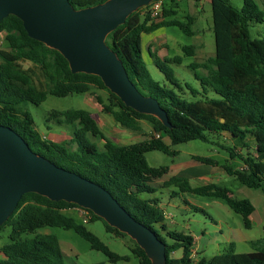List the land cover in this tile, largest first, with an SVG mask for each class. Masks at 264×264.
I'll return each mask as SVG.
<instances>
[{
	"label": "trees",
	"instance_id": "16d2710c",
	"mask_svg": "<svg viewBox=\"0 0 264 264\" xmlns=\"http://www.w3.org/2000/svg\"><path fill=\"white\" fill-rule=\"evenodd\" d=\"M76 10L106 0H68ZM175 2V0H156ZM200 2L201 0H194ZM242 7L235 8L230 0H210L212 31L215 52L202 64L191 63L193 71L198 66L207 71L205 77L195 78L203 90L209 88L218 99H194L181 97L183 89L194 98L196 91L187 84L182 86L167 63L180 65L181 57L164 59L163 65L156 62L165 80L172 88L154 81L143 57L142 36L162 27H178L185 35L192 36V17L183 23L175 19L166 20L174 14L173 9L162 6V20L149 23L145 8L130 14L125 23L117 27L106 38L107 46L121 60L129 80L143 96L156 99L166 112L172 128L168 129L150 115L140 114L126 107L112 94L99 77L70 72L67 61L55 50L29 38L22 22L8 16L0 21V125L11 128L30 149L48 159L56 166L73 172L98 184L123 207L137 222L150 229L165 244L166 264H193L191 252L194 239L190 235L169 230L155 199H143L142 194H153V180L165 175V167H151L145 154L160 151L175 155L164 139L171 145L199 140L216 144L229 154V158L241 161L239 167L221 165L224 172L234 177L239 185L259 190L264 198V39H252L249 26L264 22V5L256 0H241ZM194 47H183L185 56H192ZM149 57L153 55L149 51ZM28 64V67H24ZM178 90L180 93L175 92ZM104 91L106 100L93 93ZM92 93L103 114L112 117L122 128L140 130V122L151 125L150 136L137 143L119 145L106 138L92 113L85 110H53L47 123L72 129L68 142H54L43 138L35 127L27 104L38 106L48 95L66 97L72 94ZM100 138L102 148L88 139ZM215 137V140H213ZM226 137L221 144L215 143ZM232 143L233 147L227 146ZM236 148L241 153H236ZM249 149L251 152H249ZM196 163L218 166L211 158L194 156ZM172 185L180 192L217 199L225 203L234 213L241 215L244 226L250 227L249 217L254 206L249 199H235L229 189L210 183L192 187L185 177H171L164 186ZM80 209L87 213L86 222L101 220L92 212L64 201L53 202L35 193L24 194L9 219L0 230L10 226L9 243L0 248L4 257L2 264H64L59 241L54 235H37L22 239L42 227H59L73 230L89 243L93 250L102 252L111 262L124 259L108 249L83 224L77 223L65 213ZM108 232L117 237H126L132 243L131 252L140 264H151L144 251L127 235L118 232L103 221ZM254 250L236 253L229 244L226 252L215 255L208 261L201 259L195 264H264V239L251 242ZM180 251V257L172 254Z\"/></svg>",
	"mask_w": 264,
	"mask_h": 264
},
{
	"label": "rangeland",
	"instance_id": "374dc122",
	"mask_svg": "<svg viewBox=\"0 0 264 264\" xmlns=\"http://www.w3.org/2000/svg\"><path fill=\"white\" fill-rule=\"evenodd\" d=\"M230 2L237 9L242 7L241 0H230ZM159 5L161 7L164 5L174 11V14L167 17L166 20L175 19L186 23L187 17H192L194 20L191 29L194 35L187 36L178 27L159 28L154 34L163 37L165 47H157L154 42V49L151 50L154 62H152V58H149L145 48L148 38L143 35V57L151 78L166 88H172L155 63L158 62L163 65L164 59L172 60L174 57H181L180 65L167 63V66L172 69L175 78L182 86L187 84L197 92L193 98L190 91L183 89L180 94L181 97L187 101L203 98L218 99L219 97L209 88L203 90L200 82L195 78V74L199 77H205L207 71L200 66L195 71L189 68L191 63L202 64L214 56L215 44L210 4L207 1H202L199 4L194 0H175L172 3L163 1ZM249 34L252 39H264V22L250 24ZM2 40L3 38L0 36V42ZM189 46L195 48L194 53L192 56H185L182 48ZM162 47L163 49L157 52ZM23 66L28 67L29 65L24 64ZM174 90L180 93L178 90ZM93 93L106 100L107 96L104 91L94 90ZM26 108L34 119L37 131L47 140L54 142H68L69 144L72 129L66 126L59 127L53 122L47 123L48 114L53 110H85L92 113L105 137L120 145L137 143L150 136L152 131L151 125L146 121L140 122V130L136 132L122 128L113 121L112 117L101 112L92 93L86 95L72 94L66 97L48 95L40 105L27 104ZM88 139L102 148L103 141L100 138L92 139L88 136ZM164 140L169 148L175 152V155H167L160 151H151L145 154L149 166L165 167L168 171L151 183V186L157 190L155 193H144L141 197L157 201L164 223L169 230L193 237L194 247L191 252L193 264L201 259L208 261L213 256L226 252L230 242L234 243L236 253L253 251L251 242L264 239V198L259 190L239 185L234 177L225 174L221 168V165L239 167L241 161L237 158L231 160L229 154L221 150L216 144L193 140L171 145L167 139ZM225 140L228 139L222 137L215 143L223 145ZM227 146L233 147V144L230 143ZM69 148L74 150L75 145L69 144ZM251 150L249 149V152ZM236 153H241V149L236 148ZM194 156L214 159L218 162V166L211 167L196 163L193 160ZM171 177H186L192 187L210 183L218 184L229 189L235 199H249L255 208L250 227L246 228L241 215L234 213L225 203L217 199L183 193L172 185L164 186V183ZM65 214L72 217L77 223L83 224L110 251L124 257V259L111 262L102 252L93 250L89 243L73 230H65L59 227H42L33 233L22 235L21 238L29 239L37 235L56 236L64 264H140L138 258L131 252L133 245L128 238L117 237L108 232L103 221L95 220L83 223L86 214L79 209L69 210ZM10 232V226L0 230V248L9 243ZM172 256L180 257L181 252L177 251ZM3 258L0 253V261Z\"/></svg>",
	"mask_w": 264,
	"mask_h": 264
},
{
	"label": "water",
	"instance_id": "95a60500",
	"mask_svg": "<svg viewBox=\"0 0 264 264\" xmlns=\"http://www.w3.org/2000/svg\"><path fill=\"white\" fill-rule=\"evenodd\" d=\"M154 1L106 0L76 10L68 0H0V21L8 16L18 18L27 36L60 53L72 74L99 77L126 107L153 116L171 129L158 101L136 89L121 60L106 44L107 36L130 14ZM27 193L92 212L133 240L151 264H166L165 244L134 220L108 191L34 153L14 130L0 125V226Z\"/></svg>",
	"mask_w": 264,
	"mask_h": 264
},
{
	"label": "crops",
	"instance_id": "0c3cea01",
	"mask_svg": "<svg viewBox=\"0 0 264 264\" xmlns=\"http://www.w3.org/2000/svg\"><path fill=\"white\" fill-rule=\"evenodd\" d=\"M202 1H207L208 3H209V1L210 0H201L200 2H199V4L202 2ZM259 4H261V6L262 5H264V0H256ZM158 30V29H157ZM156 30V31H157ZM155 31L154 32H152V33H149V34H144V35H146L147 36V38H148V40H147V43H146V50H147V53L150 51L151 52V50H153L154 49V47H153V45H154V42L156 43V46L157 47H161V46H163V47H165V41H164V39H163V37H161V36H155ZM143 37V36H142ZM153 37V38H152ZM143 40V39H142ZM142 47H143V42H142ZM163 47L161 48V49H158L157 50V52H159V51H161L162 49H163ZM157 52H155V53H157ZM149 55V54H148ZM150 58V57H149ZM97 123H98V121H97ZM98 125H99V123H98ZM111 141H113V140H111ZM117 144V143H116ZM120 145V144H119ZM226 174V173H225ZM186 178V177H185ZM251 202V201H250ZM253 205V204H252ZM254 213H255V208H254V212H253V214L249 217V220L251 221L252 220V218H253V215H254ZM230 244H232L233 245V248L235 249V246H234V243H232V242H230ZM250 252H252V251H250ZM247 253V252H246Z\"/></svg>",
	"mask_w": 264,
	"mask_h": 264
},
{
	"label": "built area",
	"instance_id": "2783aa9c",
	"mask_svg": "<svg viewBox=\"0 0 264 264\" xmlns=\"http://www.w3.org/2000/svg\"><path fill=\"white\" fill-rule=\"evenodd\" d=\"M159 4H161V1L152 2L147 7H144L145 8V10H144L145 15H147V17H149V23H155V22H159L160 20H162V7ZM0 45H1V42H0ZM43 138H45V136H43ZM81 211L86 214V218L84 220V222H85L87 219V213L83 210H81Z\"/></svg>",
	"mask_w": 264,
	"mask_h": 264
}]
</instances>
